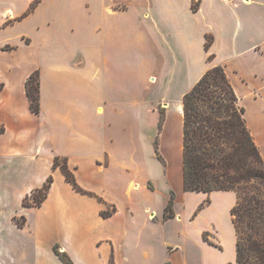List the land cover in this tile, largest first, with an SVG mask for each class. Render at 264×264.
Segmentation results:
<instances>
[{
	"label": "crops",
	"instance_id": "1",
	"mask_svg": "<svg viewBox=\"0 0 264 264\" xmlns=\"http://www.w3.org/2000/svg\"><path fill=\"white\" fill-rule=\"evenodd\" d=\"M193 1L78 2L74 41L59 19L50 41L0 39V264H64L55 245L74 264L236 263L233 223L226 245L217 206L186 203L202 193L234 204L236 193L184 190L182 97L222 65L264 155V0H199L196 10ZM25 9L6 13L18 21ZM36 70L39 112L25 88ZM163 81L164 95L144 91ZM146 143L157 170L140 154ZM55 156L90 193L66 180ZM49 176L42 203L23 205ZM171 193L174 216L164 219Z\"/></svg>",
	"mask_w": 264,
	"mask_h": 264
},
{
	"label": "trees",
	"instance_id": "2",
	"mask_svg": "<svg viewBox=\"0 0 264 264\" xmlns=\"http://www.w3.org/2000/svg\"><path fill=\"white\" fill-rule=\"evenodd\" d=\"M198 2L193 1V10L197 9ZM211 40L212 37L206 35V50ZM25 88L31 109L39 112L37 70L28 76ZM182 113L184 190L207 193L213 190H233L236 200L230 213L236 235L235 264H264V155L260 153L246 125L244 108L238 104L222 65L207 69L184 93ZM162 121L163 112L160 111L159 130ZM155 149L157 151V140ZM53 166L61 168L66 180L76 190L90 193L77 184L64 158L55 156ZM51 181L52 177L49 176L41 187L24 198L23 205H40ZM173 198L174 194L171 193L164 208V219L174 216ZM103 213L107 214L105 211ZM17 223L22 224V220ZM204 238L207 239V233H204ZM54 250L64 264H74L57 245Z\"/></svg>",
	"mask_w": 264,
	"mask_h": 264
},
{
	"label": "rangeland",
	"instance_id": "3",
	"mask_svg": "<svg viewBox=\"0 0 264 264\" xmlns=\"http://www.w3.org/2000/svg\"><path fill=\"white\" fill-rule=\"evenodd\" d=\"M78 2H86L88 5L90 4L92 8L97 7V0H0V39H8L11 40V42H18L20 35L25 34L27 36L23 35L21 37L22 41H25L26 39L30 40V38L34 42L43 40L50 41L52 40V36L56 31L55 28L58 27L57 20L59 19L58 29H63L62 35L65 38H70V40L74 41L76 40V37H72L70 35L67 27L71 22L73 4H78ZM24 7H26V9L24 12L25 15H23L22 19L18 21L15 20L19 15L14 17L7 16L6 12L9 10H11L12 13H18ZM2 19H4L6 22H10L5 25V23L3 24ZM32 44L39 46L42 44L45 46V44H47L48 49H50L52 43ZM11 46H14V44L8 43L4 45V47ZM143 88L144 91L149 93L150 96H162L168 90V85H166V82L163 81V83H158L155 87L144 85ZM152 130L153 129L151 127H148L142 132V138L144 141L148 139L147 136H149V132H152ZM148 143L150 144L149 141ZM149 144H145V147L142 148L140 154L146 159V165L149 166L155 164L152 168L157 170L158 167L156 168V165H158V162L157 159L154 160L152 157L151 154L153 149ZM158 184L161 192H164L166 188L165 184L163 182H159ZM229 191L232 193L231 191L233 190ZM188 195L191 196L190 198L188 197V199H186L187 205L217 206V209L219 210L218 220L220 222V234L223 237L224 243L226 245L228 242L231 244V242H233L234 233L230 218V209L231 206H233L234 199L227 198L226 195L228 194H222L224 196L221 198H212L209 195L202 193H193Z\"/></svg>",
	"mask_w": 264,
	"mask_h": 264
}]
</instances>
